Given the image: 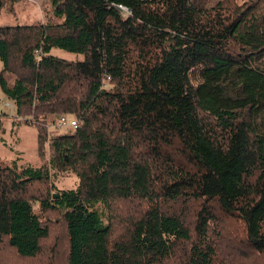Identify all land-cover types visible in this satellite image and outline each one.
I'll use <instances>...</instances> for the list:
<instances>
[{"label": "trees", "instance_id": "16d2710c", "mask_svg": "<svg viewBox=\"0 0 264 264\" xmlns=\"http://www.w3.org/2000/svg\"><path fill=\"white\" fill-rule=\"evenodd\" d=\"M210 1L50 0L58 24L0 26V89L17 113L77 122L50 144L76 189L34 199L62 218L66 264L241 263L210 238L219 216L264 264V0ZM49 181L0 164V246L21 260L50 234L29 196ZM182 201L198 203L192 225Z\"/></svg>", "mask_w": 264, "mask_h": 264}, {"label": "rangeland", "instance_id": "374dc122", "mask_svg": "<svg viewBox=\"0 0 264 264\" xmlns=\"http://www.w3.org/2000/svg\"><path fill=\"white\" fill-rule=\"evenodd\" d=\"M218 0H211L214 3ZM245 0H236L237 4ZM5 4L0 11V26H37L44 24H58L59 18L53 15L50 0H4ZM51 55L68 61H81L83 57L65 52L59 49H52ZM1 70V62H0ZM12 72L5 73L8 86L16 79L20 72L17 64L13 63ZM107 81H105L106 83ZM109 87L107 86L106 89ZM6 98L0 89V101ZM67 116V115H65ZM73 118L71 115H69ZM68 116V117H69ZM49 114H37L34 107H25L19 113L15 108L0 113V164L2 166H16L18 170L31 167L33 169L47 168L50 181L46 186H34L29 188L33 210L45 221L49 227V236L41 242V250L38 258L21 260L16 257L11 248L5 245L0 246V264H66V237L64 224L59 214L52 211L40 213V204L34 199L46 197V191L51 196L56 192L76 189L78 177L69 170L55 169L53 165L54 155L51 150V141L58 135L68 134L73 131L68 128L57 126V118ZM74 119V118H73ZM139 206V205H138ZM120 212L128 209V204L118 203ZM137 207V206H135ZM95 209L104 216L106 210L103 204H96ZM174 212L180 214L183 220L189 225L194 222L195 211L198 203L193 201H182L173 205ZM210 238L215 242L225 255L228 261L241 256V263L233 264H259L261 256L256 258L251 254L246 241L243 240L242 224L226 216H219L217 222L209 224ZM225 264V263H224Z\"/></svg>", "mask_w": 264, "mask_h": 264}, {"label": "built area", "instance_id": "2783aa9c", "mask_svg": "<svg viewBox=\"0 0 264 264\" xmlns=\"http://www.w3.org/2000/svg\"><path fill=\"white\" fill-rule=\"evenodd\" d=\"M119 9L122 10L123 12H127V9L124 7L122 8L121 6H119ZM15 108V103H13L12 100H8L7 98H4L0 101V113L5 112L6 110H11ZM57 126L61 127V128H70V129H74L77 126V122L75 119L71 118L70 116H65V115H60L57 118Z\"/></svg>", "mask_w": 264, "mask_h": 264}, {"label": "water", "instance_id": "95a60500", "mask_svg": "<svg viewBox=\"0 0 264 264\" xmlns=\"http://www.w3.org/2000/svg\"><path fill=\"white\" fill-rule=\"evenodd\" d=\"M54 197H56V196H54Z\"/></svg>", "mask_w": 264, "mask_h": 264}]
</instances>
